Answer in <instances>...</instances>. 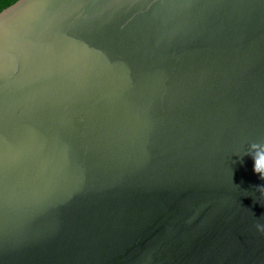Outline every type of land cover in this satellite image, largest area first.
I'll return each instance as SVG.
<instances>
[{"label": "water", "instance_id": "obj_1", "mask_svg": "<svg viewBox=\"0 0 264 264\" xmlns=\"http://www.w3.org/2000/svg\"><path fill=\"white\" fill-rule=\"evenodd\" d=\"M261 153L264 0L0 12V264H264Z\"/></svg>", "mask_w": 264, "mask_h": 264}, {"label": "clouds", "instance_id": "obj_2", "mask_svg": "<svg viewBox=\"0 0 264 264\" xmlns=\"http://www.w3.org/2000/svg\"><path fill=\"white\" fill-rule=\"evenodd\" d=\"M256 147L257 145L255 144L251 145V151L247 154L252 155V149H255ZM253 158L255 159L254 171L260 175L261 179H264V153L258 154ZM258 191L260 193L261 198L264 199V186L259 187ZM258 228L261 231H264V226L258 225Z\"/></svg>", "mask_w": 264, "mask_h": 264}, {"label": "trees", "instance_id": "obj_3", "mask_svg": "<svg viewBox=\"0 0 264 264\" xmlns=\"http://www.w3.org/2000/svg\"><path fill=\"white\" fill-rule=\"evenodd\" d=\"M18 0H0V12Z\"/></svg>", "mask_w": 264, "mask_h": 264}]
</instances>
